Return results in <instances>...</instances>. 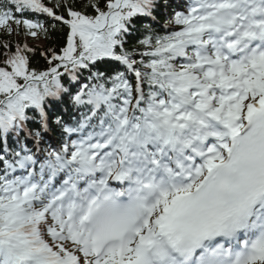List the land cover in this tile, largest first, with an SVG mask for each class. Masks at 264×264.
Instances as JSON below:
<instances>
[{
    "label": "snow or ice",
    "instance_id": "6c2138e0",
    "mask_svg": "<svg viewBox=\"0 0 264 264\" xmlns=\"http://www.w3.org/2000/svg\"><path fill=\"white\" fill-rule=\"evenodd\" d=\"M0 264H264V0H0Z\"/></svg>",
    "mask_w": 264,
    "mask_h": 264
},
{
    "label": "trees",
    "instance_id": "16d2710c",
    "mask_svg": "<svg viewBox=\"0 0 264 264\" xmlns=\"http://www.w3.org/2000/svg\"><path fill=\"white\" fill-rule=\"evenodd\" d=\"M41 19H43V17H41ZM43 44V43H42ZM44 45H42L41 47H43Z\"/></svg>",
    "mask_w": 264,
    "mask_h": 264
},
{
    "label": "rangeland",
    "instance_id": "374dc122",
    "mask_svg": "<svg viewBox=\"0 0 264 264\" xmlns=\"http://www.w3.org/2000/svg\"><path fill=\"white\" fill-rule=\"evenodd\" d=\"M40 45H41V43H40Z\"/></svg>",
    "mask_w": 264,
    "mask_h": 264
}]
</instances>
